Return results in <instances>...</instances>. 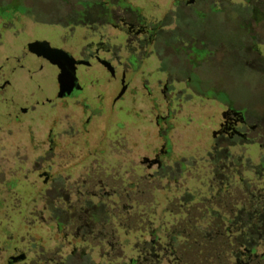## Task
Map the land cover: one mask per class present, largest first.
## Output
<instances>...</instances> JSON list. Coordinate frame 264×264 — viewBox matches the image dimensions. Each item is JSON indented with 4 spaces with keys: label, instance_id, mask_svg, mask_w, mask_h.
Listing matches in <instances>:
<instances>
[{
    "label": "rangeland",
    "instance_id": "obj_1",
    "mask_svg": "<svg viewBox=\"0 0 264 264\" xmlns=\"http://www.w3.org/2000/svg\"><path fill=\"white\" fill-rule=\"evenodd\" d=\"M22 1L0 0V66L11 86L0 126L16 107L67 86L58 66L39 63L40 45L83 54L89 25L103 23L92 20L112 9L111 0ZM168 1L160 14L146 1L136 9L151 30L143 56L134 39L95 27L123 66L132 54L138 67L118 104L128 110L106 133L103 115L84 128L68 99L35 105L2 129L0 262L16 247L32 259L25 264H264V0H193L174 6L175 17ZM46 175L58 188L85 179L84 194L97 197L66 204L55 191L49 203Z\"/></svg>",
    "mask_w": 264,
    "mask_h": 264
},
{
    "label": "flooded vegetation",
    "instance_id": "obj_2",
    "mask_svg": "<svg viewBox=\"0 0 264 264\" xmlns=\"http://www.w3.org/2000/svg\"><path fill=\"white\" fill-rule=\"evenodd\" d=\"M83 4H86L93 0H81ZM129 7H119L115 0H111V6L112 9L108 11L109 18L106 19H95L92 20V22H103L101 25L98 24H91L92 26H103L102 28H105L107 26L113 27L115 34L113 35V39H116V41L121 42L124 38H129V40H133L137 42V49L140 50L141 56L144 53V50L146 51L148 46V41L146 40L147 36H149L151 30L147 28L146 25H142V21L140 20V16L138 14L139 11H136V9H142L144 6V1L150 4L151 9L155 12L159 11L158 4L162 2V0H139L142 2L141 4H134L131 0H125ZM193 0H169L167 2L168 9L166 10L167 13L164 11L163 13H166L167 15H170V17H175V14H172L173 7L176 5H184V7H188V4H191ZM16 2V1H15ZM18 4H22L26 6L23 1L18 0ZM173 5V6H172ZM76 10H80V5L75 4ZM131 8H133L132 11ZM119 13L118 17L115 18L114 14L116 15ZM161 11L158 12L160 14ZM153 16V15H151ZM165 14H163V17ZM152 20V19H151ZM154 20V19H153ZM152 20V21H153ZM165 19L158 18L154 20V22H163ZM95 27L88 28V31L93 34V39L89 40V42L86 44V49L83 50V54H76L70 53L60 47H54L50 44V47L48 45H40V51L39 54H41V64L46 63H52L55 64V66H58L60 70L63 72L64 80L67 82L65 86L64 92L66 93L63 97H44L43 100H35L32 103H29L27 105L16 107L17 109L12 111L11 114H5L4 119H6V124L9 126H16L21 122V118L33 111L35 108V105H49L52 104L55 100L62 99V100H70L69 102H74L75 108L77 110H80V116L83 118L84 121V128H87L93 119L97 117L98 115H103L105 123L107 124V129L105 130V133L107 130L110 129V122L114 118H116V114L118 111H121L122 109H127L125 106L121 107L118 104H123V98L127 96V94L130 92V79L131 77L137 73L138 67L135 62V58L132 54L128 56V59L125 62V65L123 66L121 64L120 57L118 55V47L116 44L111 43L110 37L107 39L103 38L105 37L104 33L100 30V32H95ZM159 29V27H157ZM149 30V31H148ZM124 37V38H123ZM117 38H121L118 40ZM131 38V39H130ZM110 39V40H109ZM142 41V44H139ZM128 42V41H127ZM154 51H152L153 53ZM22 58H16V60H9L7 58L5 60L6 63L13 62L15 64L16 68L21 69H30L33 67L32 64H29L28 66L24 67V64L21 63ZM101 72V73H99ZM134 72V73H133ZM133 73V75H131ZM8 74V70L6 68V65L0 66V101H4L9 97L10 94V84L5 79ZM104 79L102 80L101 78ZM146 89H150L146 87ZM9 92V94H8ZM4 96V97H3ZM8 96V97H6ZM68 104V103H66ZM56 106V105H55ZM128 110V109H127ZM115 121V127L119 124ZM159 123V122H158ZM4 126H0V135L4 133V130H2ZM226 126L230 129H232V125L226 123ZM51 131V130H49ZM51 136V135H50ZM107 136V134H106ZM218 148V149H217ZM214 149L220 150L219 147H215ZM52 150V147H50L47 151L48 153ZM224 151V150H223ZM95 154V152H93ZM102 153V152H101ZM86 158V157H85ZM84 158V159H85ZM166 158V155L164 152H160L158 159V170L161 171V174H164L162 176H165V174L168 173V166L164 164V159ZM83 159V160H84ZM88 159V158H86ZM85 159V160H86ZM1 170V169H0ZM42 170V169H41ZM37 170H35L36 172ZM90 171H92L95 174L96 169H89L88 173L90 174ZM156 171V173H158ZM38 172V171H37ZM32 173V172H30ZM159 174H157L158 176ZM3 177V173L0 171V178ZM14 177V176H13ZM12 177V178H13ZM149 177V176H148ZM12 178L9 180V183L7 184V189L9 191H13V187H10L12 184ZM59 179V178H56ZM51 175L43 176V180H45L44 189L47 191H51L50 195L46 194L45 198L46 200L51 202V198L53 197L52 193H55L60 191L62 194L58 197L59 199H63V202L66 204L73 203L76 201L84 202V201H90L91 198L97 197V195L92 194H84L83 188L87 185V182L85 179H83L80 183L75 182L73 184H62V188H58L56 184H53L56 180ZM2 190H4V183L3 179H0ZM30 184V183H29ZM32 185V184H30ZM33 186V185H32ZM35 186V185H34ZM93 187H100V183L97 182ZM54 188V191H53ZM58 188V189H57ZM0 190V191H2ZM100 190V189H98ZM53 191V192H52ZM14 192V191H13ZM12 197V196H11ZM13 199V197H12ZM73 215V214H72ZM4 219L0 218V237L4 234ZM58 231L60 230L57 228ZM4 246V242H0V251ZM11 252V254H8L6 257L1 260L0 264H25L28 260L31 261V258H26V256L23 253L18 252L16 247H9L8 248ZM72 251H74V247L71 248Z\"/></svg>",
    "mask_w": 264,
    "mask_h": 264
},
{
    "label": "water",
    "instance_id": "obj_3",
    "mask_svg": "<svg viewBox=\"0 0 264 264\" xmlns=\"http://www.w3.org/2000/svg\"><path fill=\"white\" fill-rule=\"evenodd\" d=\"M66 93H68V92H64V90H63L60 94L57 95V97H59V98L63 97L66 95Z\"/></svg>",
    "mask_w": 264,
    "mask_h": 264
}]
</instances>
